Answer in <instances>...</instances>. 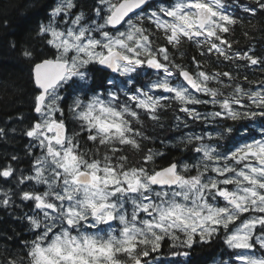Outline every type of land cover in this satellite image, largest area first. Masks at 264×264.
<instances>
[{"label":"snow or ice","instance_id":"snow-or-ice-1","mask_svg":"<svg viewBox=\"0 0 264 264\" xmlns=\"http://www.w3.org/2000/svg\"><path fill=\"white\" fill-rule=\"evenodd\" d=\"M77 8L76 0H57L47 23L39 24L36 36L54 50L51 58L37 62L32 48L20 50L32 63L36 119L23 135L33 159L27 173L11 163L0 166V181L9 185L0 188V208H29L17 218L34 236L19 241L23 257L9 253L0 264H122L120 253L128 264H155L153 253L165 243L174 250L169 264H192L195 245L221 236L231 250L222 264H264V84L260 90L233 85L230 72H205L195 58L193 74L170 58L166 46L153 48V28L145 27L147 21L173 47L186 38L225 61L246 60L264 71V58L252 50L231 52L221 35L240 19L237 10L264 12V0H98L90 22ZM105 70L115 75L97 79L95 73ZM213 82L220 87H210ZM173 103L185 114L176 117L177 127H188L189 120L213 127L182 137L195 153L191 163L157 169L163 153L145 151L143 119L159 123ZM65 105L78 131L69 132ZM256 118L259 139L250 124H237H255ZM9 131L16 129L0 127V140ZM82 134L96 151L104 146L102 159L88 158ZM123 146L143 152L140 166L116 155ZM13 239L0 235L5 252Z\"/></svg>","mask_w":264,"mask_h":264},{"label":"trees","instance_id":"trees-1","mask_svg":"<svg viewBox=\"0 0 264 264\" xmlns=\"http://www.w3.org/2000/svg\"><path fill=\"white\" fill-rule=\"evenodd\" d=\"M56 1L0 0V127L9 130L16 129L15 133L9 131V135L5 140H0V166L11 163L18 169L26 170L31 165L33 156L26 154L28 141L27 137L23 135V130L36 118L32 110L34 92L32 63L20 55V50L25 46L32 48L36 53L37 62L44 57L51 58V53L54 50L36 36V31L41 22H47L50 6H54ZM159 1L169 4L172 0ZM76 2L78 12L82 11L86 18L93 16L94 8L97 6L94 0H76ZM240 3L247 5L253 3V0H240ZM237 15L240 17L238 22L232 26L230 33L223 35H226L227 40L236 51L247 52L253 49L255 55L264 58V12L259 11L257 15L251 16L237 10ZM145 27L153 28V47L166 46L176 64L189 70H195L197 69L196 64L193 62V58H195L205 72H230L236 78L233 84L264 83V71H261L259 67L251 69L245 63L224 61L217 54L208 53L205 47H198L195 43L186 39L180 45L173 47L167 44L161 32L154 31V26L149 25L147 21H145ZM13 42L16 44L15 49L11 47ZM202 50L205 53L204 55H201ZM105 75L108 74L105 72L95 73L97 79H102ZM245 76L247 80L244 79ZM70 94L71 91L66 95ZM173 108L166 109L161 113L159 123L146 118L143 119L141 130L149 137V139L143 141L145 151L151 148L153 151L163 153L162 156L156 158V168L164 167L173 162H192L194 157L192 150L189 149L190 146L185 148L181 143L184 134L175 135L178 124L176 117H181L182 114L178 111L177 105H174ZM199 109L202 108L199 107ZM65 115L69 132L78 131L79 123L68 113L66 105ZM19 116H23L24 120H18ZM244 122L245 124L248 123V121ZM227 123L233 122L228 121ZM241 123L243 121L237 122L238 125ZM197 126L198 130H204L201 122H197ZM135 127H140V125H135ZM81 137L83 138L82 141L80 140L81 149L87 152L88 158L102 159L105 154L104 146H99V151H96L92 142L88 141L85 135ZM89 149L92 150L88 151ZM123 149V153H116V155H127L130 166H140L143 152L138 153L127 146H123ZM12 155H17L20 159L11 161ZM149 167H152V165H149ZM1 183L3 181H0ZM18 212H22L18 207L15 209L0 208V235L7 234L14 237L12 241L8 242L7 252L4 250V243L0 242V259L8 256L9 253L12 256L23 257L25 253L19 246V241L33 239L34 234L26 229V222L17 218L22 216ZM239 223L240 221H237V224ZM231 227L233 226L230 225ZM168 249L169 247L165 243L162 245L160 252L153 253V256L164 254ZM230 255L231 250L224 245L221 236L211 244L195 245L191 250L190 259L192 264H222L224 260L229 259ZM117 258L122 264H128L127 257L124 254H117ZM155 264H167V261L160 259Z\"/></svg>","mask_w":264,"mask_h":264},{"label":"rangeland","instance_id":"rangeland-1","mask_svg":"<svg viewBox=\"0 0 264 264\" xmlns=\"http://www.w3.org/2000/svg\"><path fill=\"white\" fill-rule=\"evenodd\" d=\"M94 2L98 5V0H94ZM94 6V5H93ZM86 22V21H85ZM68 25H66V24H64V23H60V27L61 28H66ZM209 107H211V106H209ZM211 110V108L208 110V111H210ZM185 136V135H184ZM229 189H232V188H234L235 186L234 185H229V186H227ZM2 188V187H1ZM19 203V202H18ZM21 208H25V207H21ZM28 211H30V210H27V211H25V212H28ZM24 212V213H25Z\"/></svg>","mask_w":264,"mask_h":264},{"label":"water","instance_id":"water-1","mask_svg":"<svg viewBox=\"0 0 264 264\" xmlns=\"http://www.w3.org/2000/svg\"><path fill=\"white\" fill-rule=\"evenodd\" d=\"M136 11H137V12H139L140 10H139V9H137ZM131 14H134V13H130V15H131ZM107 71H108V70H107Z\"/></svg>","mask_w":264,"mask_h":264}]
</instances>
